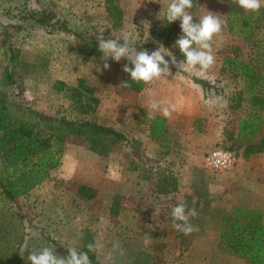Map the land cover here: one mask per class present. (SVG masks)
<instances>
[{
	"label": "rangeland",
	"instance_id": "rangeland-1",
	"mask_svg": "<svg viewBox=\"0 0 264 264\" xmlns=\"http://www.w3.org/2000/svg\"><path fill=\"white\" fill-rule=\"evenodd\" d=\"M168 3L170 0H0V88L10 100H15V94L11 87L4 86L3 80L5 70L11 66L9 47L18 51L14 64L25 85L24 97L30 108L71 119L89 118L75 109L70 91L59 85V81L77 85L82 78L99 99L97 121L121 131L128 140L100 156L82 140L69 139L59 165L49 177L16 202L3 199L0 189V231L4 232V237H0V264H31L28 256L43 247L54 248L60 256H66L61 248L75 247L87 253L89 260L102 264H246L217 245L220 214L235 200L236 189L231 187L236 182L228 175L233 168L251 171V176L256 177L252 180L257 183L254 201L264 203V190L259 187L264 186V169L261 173L252 172L257 161L251 160L262 152H248L246 142L226 135L228 130L234 133L238 117L249 110L246 103L238 108L228 107L236 95L233 93L246 84L245 79L235 78L221 67L223 52L234 43L232 36L221 33L213 39L215 63L204 77L196 74L198 68L184 71L170 65V75L143 83L137 91L130 86V75L122 70L126 63L132 66L126 58L115 62L109 57L110 68L103 69L96 39L112 27L110 6L116 5L121 12V22L116 29L112 27L117 36L129 34L137 50L145 45L151 53L162 45L173 52L176 47H168L158 37L166 21ZM226 10L227 0H193L189 12L200 19L210 11L223 21ZM35 11L51 13L55 20H65L73 31L95 39L91 42L51 31L50 26L27 24L33 20L23 18L31 13L36 16ZM252 41L249 38L238 42L240 57L248 58ZM177 61L184 64L185 58ZM125 81L129 86H124ZM152 100L166 101L161 108L174 105L161 143L145 135V119L152 113L148 107ZM259 113L264 119V108ZM262 137L264 127L248 141L255 143ZM131 139L140 141V153L147 160L131 156ZM213 148H228L234 153L229 169L213 171L203 166L204 154ZM135 164L146 191L142 196L117 197V203L132 211L137 220V231L128 229L135 234L125 235L128 240H124V228L118 225V216L110 212L115 195L111 197L108 192L116 190L117 179H107L106 175L108 170L115 174L116 170L125 171ZM257 166L260 170V162ZM166 174L176 176L177 188L164 196L155 190L158 178ZM79 185L93 187L94 196L78 194ZM180 200L188 209L197 211L190 223L198 231L182 233L178 238L174 236L179 231L173 227L171 209ZM161 204H167L163 211L157 209ZM168 217L170 227L166 229L173 235L166 236L162 228ZM115 241L124 255L113 250ZM89 243L95 245L94 252L87 249Z\"/></svg>",
	"mask_w": 264,
	"mask_h": 264
},
{
	"label": "trees",
	"instance_id": "trees-1",
	"mask_svg": "<svg viewBox=\"0 0 264 264\" xmlns=\"http://www.w3.org/2000/svg\"><path fill=\"white\" fill-rule=\"evenodd\" d=\"M109 12L114 17L111 26L116 29L121 22L120 9L113 4ZM35 13L36 16L31 13L23 18L33 20L27 24L35 22L45 27L50 26L51 31L75 35L79 39L91 42L95 39V36L73 31L65 20H55L51 13L40 11ZM190 13L194 21L199 22L198 17L192 11ZM223 21L226 24L221 33L230 34L234 43L223 52L221 67L233 77L246 80L245 87L233 93L236 95L234 98L232 96L228 107L238 108L246 103L249 109L245 116H239L237 119L235 138L229 130L226 131V135L227 138L246 142L245 149L248 152H263L264 137L255 143L248 140L259 134L263 124L259 110L264 108V7H261L258 13L246 12L235 0H227L226 16ZM179 24V20L171 23L166 20L158 32L159 39L168 47H171L182 34ZM112 27L105 29L103 39L119 37ZM249 38L253 39L250 46L251 53L244 59L240 57L241 43L238 42ZM99 40L100 38L96 39ZM141 48L146 49L145 45ZM8 50L11 66L5 70L3 80L4 86L11 87L15 100L11 101L7 92L0 88V189L2 198L12 203L49 177L59 165L69 139L82 140L91 152L100 156H106L114 145L128 140L121 131L97 121L95 111L99 99L93 94V89L83 83L82 78L78 79L77 85L68 86L62 81H59V85L70 91L75 109L90 116L89 118L71 119L30 108L24 97L25 85L14 64L17 61L18 51L11 47ZM172 53L179 59L184 58L178 48ZM142 84L130 82V86L137 91L141 90ZM149 116L145 119L148 136L161 143L166 134V118L159 114H154V118L151 119ZM129 146L131 156L136 159L143 157L147 160L140 153L139 140L131 139ZM131 168L138 170L136 164ZM176 188V176L166 174L158 178L155 191L165 196ZM77 192L86 198L94 196V188L87 185H79ZM117 197L120 196L114 198L110 210L112 214H117L122 207L117 203ZM263 215L262 210L244 205L236 204L224 208L220 214L218 248L229 251L246 264H264ZM197 220L194 219L195 222ZM2 233L0 231V237L3 236ZM61 249L67 256L68 251ZM90 261L91 264H102L97 260Z\"/></svg>",
	"mask_w": 264,
	"mask_h": 264
},
{
	"label": "clouds",
	"instance_id": "clouds-1",
	"mask_svg": "<svg viewBox=\"0 0 264 264\" xmlns=\"http://www.w3.org/2000/svg\"><path fill=\"white\" fill-rule=\"evenodd\" d=\"M237 5L246 12L258 13L264 7V0H235ZM193 7V0H170L165 10V19L168 23L180 21L179 27L181 35L175 40L173 47L179 49L184 56L185 63L177 61L176 56L162 45L156 50L148 52L144 48L137 50L131 43L129 34H122L116 38H101L98 41V50L102 53L101 60L104 61L103 69L107 70L110 65L107 63L109 57L115 62L122 58L130 61L131 67L126 63L122 70L130 75V80L136 83L150 84L154 80L170 75V65L184 71H192L198 68L196 73L200 77L207 75L208 70L214 65L213 37L221 33L226 22L222 21L215 13L208 11V14L200 17L199 22H195L189 9ZM165 56L168 59H165ZM124 86H129L128 82H123ZM166 101L152 100L148 107L152 110L149 118H154L157 110L164 117H169L174 105L161 108V104ZM197 211L188 209L183 200L178 201L171 209V219L173 227L184 235H190L198 231V227L190 223V217H196ZM87 249L94 252L95 245L89 243ZM68 255L60 256L56 254L54 248L43 247L40 251H33L28 260L31 264H91L88 254L78 251L75 247H68ZM113 250L123 255V249L118 241L113 242Z\"/></svg>",
	"mask_w": 264,
	"mask_h": 264
},
{
	"label": "crops",
	"instance_id": "crops-1",
	"mask_svg": "<svg viewBox=\"0 0 264 264\" xmlns=\"http://www.w3.org/2000/svg\"><path fill=\"white\" fill-rule=\"evenodd\" d=\"M218 35L214 36L213 39L216 38ZM158 114L162 115L161 113H158ZM240 116L243 117L245 115H240ZM165 118H166V123H168V117H165ZM261 118H262V116H261ZM262 120H263V124H262V127L260 130H262L264 127V119L262 118ZM236 131H237V128H235V131L233 133L234 138L236 136ZM145 135L148 137V130H145ZM157 143H159V142L157 141ZM251 160L257 161L255 163V166H253L252 172L256 173L258 171L259 173H261L262 172L261 170L264 169V154H263V152L256 154L255 158L251 157ZM259 162H260V170L258 169V166H257L259 164ZM262 162H263V165H262ZM249 163H251V162H249ZM246 166H248V165H245V167ZM112 171H113V169H111V172ZM123 171L124 170H122V171L116 170L115 174L114 173L110 174L109 170H108V173L106 175L107 179L109 177H114V176L117 179L116 190L113 192H108V193H110V196L112 197L115 195V197L116 196L121 197L123 195L129 196L130 194L135 195V196L144 195L146 188L142 187V185H144L143 184L144 179H142V177L139 175V171L137 169H132V168H128L124 172ZM241 172H242V174H241ZM228 175L231 176V179H235V182H236L235 186L231 187V189H236V191L233 193L235 196V200L231 203V206L236 205V204L237 205H244V206H248V207L258 208V209L262 210L264 213V203L260 204V203H256L254 201L253 195H254V191H256V185L255 184H257V183H254L255 181L252 180V179H255L256 177L251 176V171L245 172L240 167L235 168V169L233 168L228 173ZM220 178H223V177H220ZM222 183L223 182L220 181V184H222ZM224 183L229 184V185H233L230 181L227 182V180H224ZM261 186H262V188H261ZM259 187H260V190H264L263 185L259 184ZM166 205L167 204H165V205L161 204V205L157 206V209H160L161 211H163L164 210L163 206H165V209H166ZM148 211H151V210H148ZM115 215L118 216V225H122L124 228V232H123L124 233V240H128V238L125 235L135 234V233H132L131 231H129L128 229H130L132 227L133 231H137L135 228L137 225V222H136L137 220L135 217H133L134 213L132 211L130 212V211L126 210L125 207H120L117 214H115ZM129 217H132L133 219H131ZM263 217H264V215H263ZM167 226L170 227V217H168L167 220H165L162 231L166 236L173 235V232H169L168 229H166ZM181 235H182L181 232H175V234H174V236H178V238ZM145 236H143L142 239H145ZM115 253H117L119 256H121V254L118 251H115ZM123 255H124V253H123Z\"/></svg>",
	"mask_w": 264,
	"mask_h": 264
},
{
	"label": "built area",
	"instance_id": "built-area-1",
	"mask_svg": "<svg viewBox=\"0 0 264 264\" xmlns=\"http://www.w3.org/2000/svg\"><path fill=\"white\" fill-rule=\"evenodd\" d=\"M235 160L234 153L225 148H213L203 156V166L217 171L229 169Z\"/></svg>",
	"mask_w": 264,
	"mask_h": 264
}]
</instances>
